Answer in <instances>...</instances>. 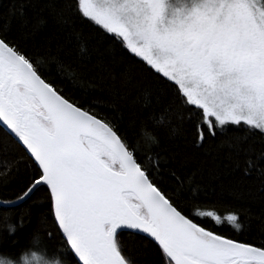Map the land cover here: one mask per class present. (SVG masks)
I'll list each match as a JSON object with an SVG mask.
<instances>
[{
	"label": "snow or ice",
	"instance_id": "1",
	"mask_svg": "<svg viewBox=\"0 0 264 264\" xmlns=\"http://www.w3.org/2000/svg\"><path fill=\"white\" fill-rule=\"evenodd\" d=\"M22 9L13 16L23 17ZM77 19L159 77L171 94L168 108L154 117L156 127L123 131L66 97L51 69L42 70L57 60L50 42L34 39L39 23L29 28L24 20L19 34L0 25V126L37 168L20 199L49 189L75 264H136L124 254L125 232L153 244L157 264H264V241L257 246L202 226L189 212L197 195L191 181L185 191L172 173L171 188L157 174L162 164L145 163L165 128L175 133L187 123L194 146L218 141L219 153H228L225 168L239 167L233 157L247 155L245 171L259 168L264 176V149L252 158L247 143L264 138V0H62L49 23L75 35ZM163 99L161 87L146 86V107ZM199 215L221 220L214 211ZM226 219L241 227L237 214Z\"/></svg>",
	"mask_w": 264,
	"mask_h": 264
},
{
	"label": "trees",
	"instance_id": "2",
	"mask_svg": "<svg viewBox=\"0 0 264 264\" xmlns=\"http://www.w3.org/2000/svg\"><path fill=\"white\" fill-rule=\"evenodd\" d=\"M60 3L62 0H0V25L19 34L24 20L29 22V28L39 23V32L34 39L41 43L50 42L57 60L56 64L46 62L42 70L48 72L51 69V78L56 80L66 97L113 119L123 131L131 134L144 126L156 127L154 117L167 110L171 96L159 77L123 52L118 43L114 44L106 34L97 32L94 26L83 20L77 19L75 35L53 27L49 17L55 5ZM21 5L24 16H13L12 10ZM148 85L161 87L164 96L150 108L142 100ZM156 130L160 131L158 127ZM162 134L164 142L156 152H147L145 163L154 168L158 163L162 164L157 174L171 188L177 187L172 173L185 181V191L191 181V188L197 195L190 201L189 212L202 226L259 246L264 241V176L259 168L251 173L245 171L247 155L238 159L233 157L239 167L232 164L225 168L221 161L228 163V153H219L218 141H209L203 148L194 146L190 124L185 123L182 130L175 133L165 128ZM237 134L246 136L247 132ZM247 143L254 149L252 158L264 149V138L258 135L251 136ZM36 171L33 159L22 144L0 126V202L11 204L20 200ZM207 211H214L223 221L199 215ZM230 214L239 216V229L224 220ZM10 226L15 230L10 231ZM34 236L40 238L49 253L59 252L67 264H75L77 258L67 248L54 219L46 186L36 189L20 205H0V254L18 257L30 247ZM121 240L124 254L136 264H157L159 256L153 244L127 232L121 234Z\"/></svg>",
	"mask_w": 264,
	"mask_h": 264
},
{
	"label": "clouds",
	"instance_id": "3",
	"mask_svg": "<svg viewBox=\"0 0 264 264\" xmlns=\"http://www.w3.org/2000/svg\"><path fill=\"white\" fill-rule=\"evenodd\" d=\"M14 231V226H10ZM0 264H67L66 259L59 253H49L42 246L38 236H34L30 247L23 250L18 257L0 254Z\"/></svg>",
	"mask_w": 264,
	"mask_h": 264
},
{
	"label": "water",
	"instance_id": "4",
	"mask_svg": "<svg viewBox=\"0 0 264 264\" xmlns=\"http://www.w3.org/2000/svg\"><path fill=\"white\" fill-rule=\"evenodd\" d=\"M21 144V143H20ZM34 193V192H33ZM32 193V194H33ZM31 194V195H32ZM31 195L28 197V198H26V199H20V200H18V201H16V202H14V203H11L10 205L11 206H7V207H13V206H17V205H20V204H22V203H24L27 199H29L30 197H31ZM0 205H3V206H6L4 203H2V202H0ZM74 254V253H73ZM78 259V258H77Z\"/></svg>",
	"mask_w": 264,
	"mask_h": 264
},
{
	"label": "rangeland",
	"instance_id": "5",
	"mask_svg": "<svg viewBox=\"0 0 264 264\" xmlns=\"http://www.w3.org/2000/svg\"><path fill=\"white\" fill-rule=\"evenodd\" d=\"M211 219H213V220H215V218L214 217H210ZM224 220H227L226 218H224ZM215 221H217V220H215ZM221 221H223V218H221V220L220 221H217V222H221Z\"/></svg>",
	"mask_w": 264,
	"mask_h": 264
}]
</instances>
